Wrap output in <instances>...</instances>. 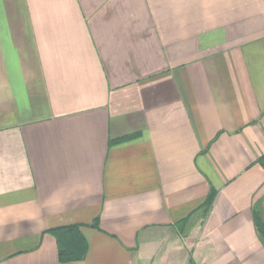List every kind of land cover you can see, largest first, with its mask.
<instances>
[{
    "label": "crops",
    "instance_id": "0c3cea01",
    "mask_svg": "<svg viewBox=\"0 0 264 264\" xmlns=\"http://www.w3.org/2000/svg\"><path fill=\"white\" fill-rule=\"evenodd\" d=\"M262 154L264 0H0V264H264Z\"/></svg>",
    "mask_w": 264,
    "mask_h": 264
},
{
    "label": "trees",
    "instance_id": "16d2710c",
    "mask_svg": "<svg viewBox=\"0 0 264 264\" xmlns=\"http://www.w3.org/2000/svg\"><path fill=\"white\" fill-rule=\"evenodd\" d=\"M258 164L264 170V154L258 159ZM214 200V192L211 190L206 199L185 218L177 224V229L182 237H187L193 227L198 223H203L207 218L211 205ZM263 200L257 201L252 207V222L257 233V238L264 247V209L262 207ZM93 227L96 224L92 225ZM78 226H69L55 231L58 258L61 262L80 261L85 256L87 245L84 239L78 234ZM188 264H195L189 258Z\"/></svg>",
    "mask_w": 264,
    "mask_h": 264
}]
</instances>
